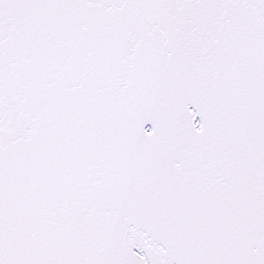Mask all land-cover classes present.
Returning <instances> with one entry per match:
<instances>
[{
    "label": "snow or ice",
    "instance_id": "6c2138e0",
    "mask_svg": "<svg viewBox=\"0 0 264 264\" xmlns=\"http://www.w3.org/2000/svg\"><path fill=\"white\" fill-rule=\"evenodd\" d=\"M0 264H264V0H0Z\"/></svg>",
    "mask_w": 264,
    "mask_h": 264
}]
</instances>
